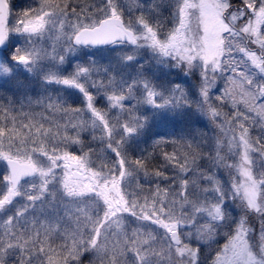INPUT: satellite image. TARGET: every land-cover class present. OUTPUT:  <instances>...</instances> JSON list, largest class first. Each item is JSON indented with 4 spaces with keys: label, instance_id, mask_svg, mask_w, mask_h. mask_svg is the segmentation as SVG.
<instances>
[{
    "label": "snow or ice",
    "instance_id": "snow-or-ice-1",
    "mask_svg": "<svg viewBox=\"0 0 264 264\" xmlns=\"http://www.w3.org/2000/svg\"><path fill=\"white\" fill-rule=\"evenodd\" d=\"M0 264H264V0H0Z\"/></svg>",
    "mask_w": 264,
    "mask_h": 264
}]
</instances>
